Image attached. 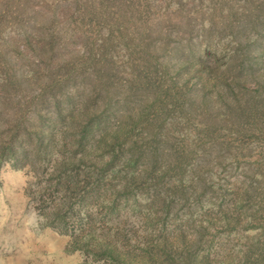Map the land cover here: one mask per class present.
I'll use <instances>...</instances> for the list:
<instances>
[{"label": "trees", "instance_id": "trees-1", "mask_svg": "<svg viewBox=\"0 0 264 264\" xmlns=\"http://www.w3.org/2000/svg\"><path fill=\"white\" fill-rule=\"evenodd\" d=\"M174 2L0 0V169L29 171L40 184V211L62 230L72 214L78 219L76 198L104 212L99 222L88 216L84 238L106 264H206L210 256L200 250L211 247L207 236L215 223L229 230L253 223L247 207L261 194L246 180L227 200L207 188L205 173L218 161H239L243 149L235 140H264L261 103L252 98L242 116L229 95L243 76L255 74L257 58L252 62L245 49L248 35L264 28V0L241 6L219 0L211 13L202 11L201 0L168 10ZM191 7L209 19L191 16ZM199 26L206 41L225 33L239 39L243 61L220 71L173 51L176 34L186 32L190 40ZM194 65L206 74L198 84L203 105L226 101L227 82L232 105L217 115L229 126L210 131L195 116L197 89L187 77ZM226 135L227 151L235 150L223 156L216 146ZM204 201L210 209L197 214L195 204ZM246 244L250 251L235 264H264V228Z\"/></svg>", "mask_w": 264, "mask_h": 264}, {"label": "rangeland", "instance_id": "rangeland-1", "mask_svg": "<svg viewBox=\"0 0 264 264\" xmlns=\"http://www.w3.org/2000/svg\"><path fill=\"white\" fill-rule=\"evenodd\" d=\"M218 1L201 0L199 5L202 11L211 13L210 7L212 9L214 3H217V8ZM224 1L236 3L238 6L243 3V0ZM180 2H184V0H180ZM180 2L175 0L173 7L169 8L168 6V10L171 8L177 10ZM220 4L222 3L220 2ZM195 5L197 6V1ZM163 7L166 8L167 4H164ZM223 8L224 16L228 17L230 15L228 7L224 6ZM191 9L190 14L193 16L196 9L192 7ZM197 13L195 15H203V18H208L201 11ZM215 13L212 12L214 18H218L221 14L220 10ZM182 35L176 34L177 40L171 41V45L173 51L177 49L186 54V59L191 60V62L197 64L206 62L211 68H221L220 71H223L226 64L233 63V61H243L241 58L242 51H236L239 47V39L229 33L213 34L216 37L206 41L203 39V31H200L199 26L192 39L186 40V32H183ZM248 36L251 44L247 46L245 51H247L246 54L252 62L257 58V62L253 64L255 74L253 77H247L248 79L243 76L239 85L235 86L234 94L237 93L238 99H235L234 94H229L230 89L227 87V82L223 83L221 89L225 92L227 90L223 98L226 101L216 100L215 102V105L221 106L222 110H218L216 106L212 108L210 105V107L203 105L207 101L199 87L202 84L199 83H201V76L206 79V74L196 72V70H200L198 65H194L192 69L194 72L187 76L192 81L189 82V86L194 85L197 89L198 95H194V98L199 104V111L196 110L195 116L203 120L201 122L210 125V131L211 129L229 126L228 123L227 126L224 125L220 116L217 115L227 110V105H232L227 94L234 101L236 105L234 108L237 107L242 116H246L248 110L246 105L250 101L252 102V98L257 99L261 103L262 110H264V28ZM232 54L238 58L233 60ZM174 58V60L178 59L177 57ZM255 90L256 92H254ZM208 92L209 96H217L216 90ZM182 113L180 110L178 111L179 123ZM228 113L233 115L237 112L234 110ZM249 125L247 122V126ZM262 128L264 129V125ZM227 137L226 135V140H220V142L225 143L216 146L223 151V156L235 150V147H231L232 150L227 151ZM235 138L234 136L230 137L233 140ZM240 140L234 141L235 146L239 147L240 145L243 149L240 152L239 161L236 162L231 159H225L226 161L222 163L218 161L216 163L218 165H214L212 171L209 169L205 173V184L207 188L213 187L221 191L223 198L227 196L228 200L237 191L242 190L246 180L252 183L254 180L260 186L261 194L258 198L254 197L250 200L247 207V219L252 220L253 223L243 220L241 224L234 226L237 227L235 230L223 227L218 221L215 223V227L219 229L216 230L214 227L207 236L213 241L211 247L206 250V243H204L200 250L201 257L210 256L206 264H227V260L235 264L236 261L245 259V255L250 251L248 250L249 244L246 243L253 241L254 237L262 235L263 232L264 140L254 136L244 139L243 142ZM39 186V181L27 170H18L9 165H4L0 169V264H106L108 259L101 256L99 249L86 244L84 238L88 232V216L94 214L99 222L104 217V212L93 211L92 207L82 203L80 198H76L73 203L76 210L74 213L78 214V219L72 214V217L70 216L68 219V229L62 230L56 223L50 222L46 218L47 216L45 217L40 211L37 199ZM205 203L204 201L203 205L199 202L195 204L197 214L210 209L211 205ZM183 215L185 219L189 218V212L183 211ZM254 216H257L256 220H254ZM96 229L101 231L100 223L96 225Z\"/></svg>", "mask_w": 264, "mask_h": 264}]
</instances>
